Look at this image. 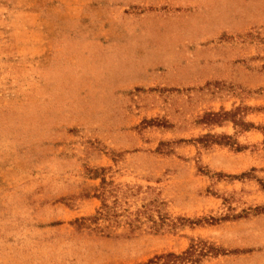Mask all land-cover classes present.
<instances>
[{"label": "rangeland", "instance_id": "obj_1", "mask_svg": "<svg viewBox=\"0 0 264 264\" xmlns=\"http://www.w3.org/2000/svg\"><path fill=\"white\" fill-rule=\"evenodd\" d=\"M166 263L264 264V0H0V264Z\"/></svg>", "mask_w": 264, "mask_h": 264}, {"label": "trees", "instance_id": "obj_2", "mask_svg": "<svg viewBox=\"0 0 264 264\" xmlns=\"http://www.w3.org/2000/svg\"><path fill=\"white\" fill-rule=\"evenodd\" d=\"M104 207H107L106 205H104L103 204V208ZM97 218H96V220H98V219H101V218H105V217H109V213H108V211H105V212H103L102 210L101 211H99V212H97ZM173 257V258H176V259H182L181 257H175V256H171V255H168L167 257ZM166 264H169V263H166ZM171 264H176V263H171ZM192 264H194V263H192Z\"/></svg>", "mask_w": 264, "mask_h": 264}]
</instances>
